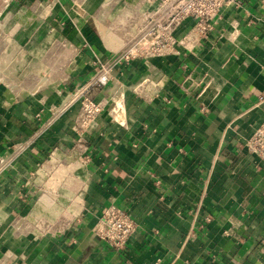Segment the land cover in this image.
<instances>
[{"label":"crops","instance_id":"obj_1","mask_svg":"<svg viewBox=\"0 0 264 264\" xmlns=\"http://www.w3.org/2000/svg\"><path fill=\"white\" fill-rule=\"evenodd\" d=\"M240 1L129 62L145 0L0 4V264H264V162L242 147L264 121V0ZM111 204L138 223L120 252L96 234Z\"/></svg>","mask_w":264,"mask_h":264},{"label":"built area","instance_id":"obj_2","mask_svg":"<svg viewBox=\"0 0 264 264\" xmlns=\"http://www.w3.org/2000/svg\"><path fill=\"white\" fill-rule=\"evenodd\" d=\"M143 19L136 23V39L117 61H131L136 57L157 56L178 52L180 45L200 41L214 28L213 20L240 0H145ZM192 27L182 39L175 36L176 30L185 22ZM111 78L110 68L102 66L87 87L80 93L83 106V125L93 123L103 110V102L87 94L90 88L103 89ZM242 147L264 162V121L246 138ZM137 221L130 213L111 204L102 213L96 226V234L113 250H124L136 232Z\"/></svg>","mask_w":264,"mask_h":264},{"label":"rangeland","instance_id":"obj_3","mask_svg":"<svg viewBox=\"0 0 264 264\" xmlns=\"http://www.w3.org/2000/svg\"><path fill=\"white\" fill-rule=\"evenodd\" d=\"M4 0H0V4L3 3Z\"/></svg>","mask_w":264,"mask_h":264}]
</instances>
